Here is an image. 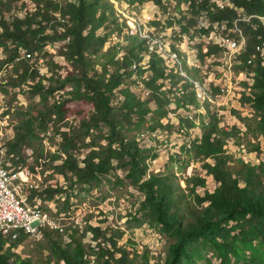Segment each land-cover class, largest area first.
Segmentation results:
<instances>
[{
	"label": "trees",
	"instance_id": "1",
	"mask_svg": "<svg viewBox=\"0 0 264 264\" xmlns=\"http://www.w3.org/2000/svg\"><path fill=\"white\" fill-rule=\"evenodd\" d=\"M116 1L131 7L145 0ZM177 1L179 11L184 3L196 18L182 13L179 18L168 16L166 11L164 20L154 19L149 25H178L181 31L174 29L176 37L190 32L200 17L208 22L200 32L215 29L218 21L222 37L228 39L237 36L239 30H231L237 21L242 31L237 39H246L236 67L253 80L251 92L243 98L255 109L257 129L264 136V0ZM127 23L113 0H0V91L14 98L19 89L30 98L13 115L14 135L0 136V151L7 148L3 163L11 174L24 170L35 176L52 168L72 187H92L113 168L126 170L144 195L139 212L169 240L165 257L153 264H264V161L255 164L230 153L228 141L240 129L221 127L216 116L202 122L200 135L191 133L198 125L197 113L194 117L190 112L201 106L195 79L182 75L179 65L173 67L162 55L171 57L178 47L170 46L166 52L156 47L149 54V40L130 33L131 27L126 30ZM54 42L61 43L57 50L61 64L46 48ZM217 45H210L209 53L222 49ZM202 46L200 59L205 56ZM41 58L47 65L43 72L36 65ZM133 77L141 93L128 85ZM144 91L149 95L144 96ZM5 106V114L11 113L12 106ZM85 106L90 108L86 113ZM74 115L78 123L71 119ZM99 129H106L102 136L107 143H86L90 132ZM177 130L184 143L170 160L184 171L194 162L202 163L213 188L198 174L186 177L182 188L174 173L149 171L147 160L154 145L142 141L157 131L171 135ZM49 135L60 140L50 145L45 140ZM82 148L88 151L80 157L77 151ZM251 151H260V146L253 144ZM63 191L49 186L33 188L27 195L31 202L38 197L50 201ZM55 201L58 210L53 215L58 219L68 198ZM89 228L96 243L86 244L67 229V240L64 232L44 229L50 241L49 264H135L126 245L119 244L120 230ZM26 238L0 235V264H32L15 252ZM210 252L213 255L207 257ZM203 259L205 263H200ZM136 264H152L149 252Z\"/></svg>",
	"mask_w": 264,
	"mask_h": 264
},
{
	"label": "rangeland",
	"instance_id": "2",
	"mask_svg": "<svg viewBox=\"0 0 264 264\" xmlns=\"http://www.w3.org/2000/svg\"><path fill=\"white\" fill-rule=\"evenodd\" d=\"M113 1L118 12H121L127 18V24L130 25L131 29L136 34L138 33L140 36H143L141 38L149 40V43L154 44L155 48L158 47L161 51L166 52L170 46L173 48L178 47L171 57L165 53L162 55L165 56L164 60L168 59L169 64L179 65L182 75L192 80L195 79L196 86L198 87V98L200 99L201 106L199 109L194 108L193 110V114L197 113L196 124L198 126L192 129L191 133L193 135H200L202 133L200 127V125L202 126V122L210 121L213 116H216L220 119L221 127L228 130H231L232 127L240 129V133L228 141L226 147L230 153L234 154L235 157H243L248 161H254L255 164H258L257 160L260 161L261 159L264 161V136L257 129L255 109L251 104L246 103L243 98L244 94L249 95L248 93L251 92L253 80L251 74L242 70L240 71L236 67L239 64V50L234 52L229 47H222L217 52L209 53L208 61L200 59V46L203 45L202 52L205 54L206 42L208 48L210 45L218 46L217 44L223 39L222 36H225L223 32H215V29H212L209 32L202 33L197 26L198 23L194 25L197 28H193L195 31L191 35L193 37H190V32H181L182 36L175 37L174 29L181 31L178 25L166 27L161 22L160 25H155L156 27L153 29L149 25L150 21L152 22L154 19L159 18L160 20H164L166 11L169 14L168 16L171 15L179 18V15L182 13L183 15L196 18L188 9V5L184 3L180 5L181 11H179L177 9L179 6L177 0H161V2H158V0H145L141 5L131 7L126 3ZM250 19V17L247 18L248 21ZM175 24L178 23L175 22ZM231 30L242 32L237 25V21L235 28ZM203 34H205V37ZM179 38L180 46H177V39ZM229 38L238 41V37L229 36ZM60 44V42L50 43L46 48L50 53L55 55L54 59L56 62L61 64L63 63V59L57 55ZM44 62L41 58L37 61L36 65L41 69H46L47 65ZM210 81H215L216 89H224L226 86L225 92L223 94L215 93V88L210 84ZM128 85L137 91V93H141L140 86L138 83H135L134 77L128 80ZM15 91L17 95L14 98L12 94L4 96L5 94L0 91V133L3 136L6 134L10 135V137L14 135L12 124L16 120L13 115L21 106H27L30 102L28 93L19 89ZM5 104L12 106L13 110L9 113L10 115L5 114L7 110ZM174 106V104L171 105L172 108ZM89 109V106H85L83 111L86 113ZM71 119H75V123H78V118L75 115ZM174 121L178 122L175 117ZM137 132L134 131L133 134L136 135ZM105 133L106 129L91 131L86 137V143L96 140L97 145L106 144L107 140L102 136ZM45 140L48 144L55 145V142L59 141L60 138L49 135L45 137ZM144 141H142L143 145L146 143L154 145V150L147 160L149 171L174 173L175 182L180 183L182 188H186V183L184 182L186 177L198 174L207 180L209 187L213 188L214 181L210 175L206 174L202 163L194 162L184 171L178 162L174 161L172 163L170 160L172 153L180 152V147L184 143L183 134H180L178 130L167 136V138L164 134L147 135ZM185 142L189 143V141ZM253 144L260 146V151H251ZM87 151V148H82L77 151V154L83 157ZM5 155L0 153V161L2 160L3 162ZM16 161L18 164H25L22 160ZM114 165H117L116 161H114ZM127 173L123 168H113L106 176L101 178V181L97 185L92 187L80 184H75L72 187L71 181L68 178L57 173L52 168L47 169L44 173H38L35 176L30 174L29 176L35 183V188L45 189L49 186L63 187L64 191L62 194L56 196L55 199L58 197H62V199L68 198V203L65 205L67 209H63V212L58 214V219L53 215V212L58 210L55 199L48 201L38 197L35 198V201L42 207L49 208L51 211L48 212L54 216L57 222L60 223V219H62L65 224H63L65 230L67 229L70 233L74 232L77 236L82 237L87 244L96 243L92 242L94 233L89 226H110L122 232L123 235L119 244L126 245L135 264L142 259L146 252H149L150 261L153 264L156 260H161L165 257L169 240L166 235L162 234L158 228L153 227L139 212L140 203L144 199V195L138 187L131 183L127 177ZM12 175L19 180L21 179L19 176L21 175L20 172L16 174L12 173ZM185 190L188 198L191 199V188ZM27 192L30 193L31 189L29 188ZM68 234L66 235L64 232L61 235L67 240ZM56 236L57 234L54 233L53 238ZM87 248L90 251V248ZM15 252L23 258L31 260L32 264H49V261L52 260L49 237L44 234V231L40 235L26 238L15 248ZM212 255V252H210L207 254V257H211ZM92 257L93 259L96 258V256ZM213 261L217 263L216 258H213ZM203 262L205 263V259L200 261V263ZM52 264L57 263L53 262Z\"/></svg>",
	"mask_w": 264,
	"mask_h": 264
},
{
	"label": "bare ground",
	"instance_id": "3",
	"mask_svg": "<svg viewBox=\"0 0 264 264\" xmlns=\"http://www.w3.org/2000/svg\"><path fill=\"white\" fill-rule=\"evenodd\" d=\"M202 24L207 25L208 22L204 19L202 20ZM130 33L136 34L133 29H131ZM219 44L221 47H229L235 52L236 50L240 51L244 44V41L239 42L237 40L223 38L222 41L219 42ZM153 45L152 50H155L156 48ZM0 136H3L2 133H0ZM0 153L6 154L7 148H2ZM20 174L21 175L19 176L21 177V179L19 180L10 173L8 167L2 162V160L0 161V192L3 185L4 194H11V197L16 203V210L22 211V214L24 215H15L8 210H0V235L10 237L12 240H17L23 235H40L44 231V229L59 230L61 232H64V225L57 222L54 216L51 215L48 210H45L35 200L34 202L30 201L29 196L27 195L28 193L26 192L29 188L31 190L35 188V183L27 177L29 176V173L27 171H20ZM36 213H38L41 219V222L38 223V230L36 232L25 230L29 229V225H32L34 223L36 219Z\"/></svg>",
	"mask_w": 264,
	"mask_h": 264
},
{
	"label": "built area",
	"instance_id": "4",
	"mask_svg": "<svg viewBox=\"0 0 264 264\" xmlns=\"http://www.w3.org/2000/svg\"><path fill=\"white\" fill-rule=\"evenodd\" d=\"M214 24H215V32H223V27H222L221 22L214 21ZM197 26H198L199 29H202V28L203 29H206V26H204L202 24V18H199L198 19V25ZM197 26H193V27L190 28V37L195 32L193 28H197ZM153 29H155V28L153 27ZM126 30H130V25H128V28ZM241 33L242 32H237V36H235V37H238ZM178 36H182V33L180 32L178 34ZM203 36L205 37V34H203ZM122 40H124L123 36H122ZM177 46H180V38L177 39ZM149 54H152V45L151 44H150ZM203 59L204 60L206 59L207 61L209 60V51H208L207 42H206V48H205V56H204ZM173 67H177V65H173ZM41 72H43L42 69H41ZM210 84L215 88V93H221V94H223L225 92L226 86H225L224 89H216L215 81H210ZM143 93H144V96L149 95V92L148 91H144ZM189 116H194L195 117V115L193 113H191V112H190V115ZM174 124H176V121H175ZM157 134H164L166 138H167V136H169V134L166 131H157ZM177 152H179V151H177ZM261 161H262L261 159H260V161L257 160V162H261ZM27 177L28 178H31L30 176H27ZM0 200H1V208H0V210H8L9 212H11V213H13L15 215L24 216L22 214V211H17L16 210V203L13 200V198L11 197V194H4L3 185H2L1 192H0ZM39 222H41V219H40L38 213H36V219H35L34 223L32 225H29V229H25V230H30V231H35L36 232L38 230V223ZM60 224H64L63 221H62V219H60Z\"/></svg>",
	"mask_w": 264,
	"mask_h": 264
}]
</instances>
